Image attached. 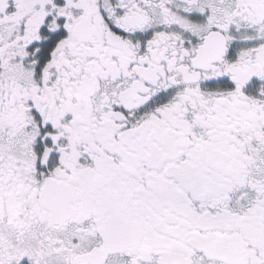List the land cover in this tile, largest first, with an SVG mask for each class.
<instances>
[{
    "label": "snow or ice",
    "instance_id": "6c2138e0",
    "mask_svg": "<svg viewBox=\"0 0 264 264\" xmlns=\"http://www.w3.org/2000/svg\"><path fill=\"white\" fill-rule=\"evenodd\" d=\"M0 264H264V0H0Z\"/></svg>",
    "mask_w": 264,
    "mask_h": 264
}]
</instances>
